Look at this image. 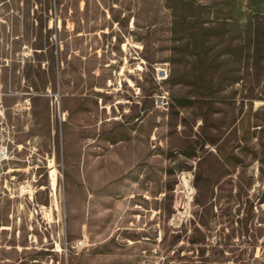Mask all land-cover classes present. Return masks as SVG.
<instances>
[{"label":"rangeland","instance_id":"374dc122","mask_svg":"<svg viewBox=\"0 0 264 264\" xmlns=\"http://www.w3.org/2000/svg\"><path fill=\"white\" fill-rule=\"evenodd\" d=\"M0 112V264H264V0H0Z\"/></svg>","mask_w":264,"mask_h":264},{"label":"built area","instance_id":"2783aa9c","mask_svg":"<svg viewBox=\"0 0 264 264\" xmlns=\"http://www.w3.org/2000/svg\"><path fill=\"white\" fill-rule=\"evenodd\" d=\"M0 115H2L1 112ZM6 135L4 126L0 125V162L6 160L10 154Z\"/></svg>","mask_w":264,"mask_h":264},{"label":"bare ground","instance_id":"6f19581e","mask_svg":"<svg viewBox=\"0 0 264 264\" xmlns=\"http://www.w3.org/2000/svg\"><path fill=\"white\" fill-rule=\"evenodd\" d=\"M55 171V170H54ZM53 172V171H52ZM50 175H52V174H50ZM54 178V177H53ZM54 180V179H53Z\"/></svg>","mask_w":264,"mask_h":264}]
</instances>
